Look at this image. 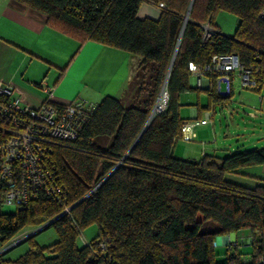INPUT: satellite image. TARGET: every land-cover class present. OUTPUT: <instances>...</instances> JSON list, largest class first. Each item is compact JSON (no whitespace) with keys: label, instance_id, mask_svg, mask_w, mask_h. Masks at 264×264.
Listing matches in <instances>:
<instances>
[{"label":"trees","instance_id":"trees-1","mask_svg":"<svg viewBox=\"0 0 264 264\" xmlns=\"http://www.w3.org/2000/svg\"><path fill=\"white\" fill-rule=\"evenodd\" d=\"M18 1L44 12L49 22L79 39L121 48L140 61L123 95L104 97L78 139L53 150L50 159L67 187L66 202L37 200L15 212L0 211L3 243L27 226L57 218L47 226H54L59 236L50 247L56 255L46 257L44 249L34 247L18 260L0 264H259L264 258V180L247 187L227 175L264 165V146L201 160L175 155L174 146L187 120L179 97L192 89L189 61L205 64L214 53H237L244 62H254L256 51H264V19L259 16L264 0H148L163 3L158 19L139 17L145 0ZM219 9L237 16L236 32L202 44V24L210 20L215 25ZM176 49L166 84L167 107L143 131ZM260 61L264 64V52ZM207 91L209 109L231 100ZM65 204L71 206L69 213H63ZM93 222L99 235L79 248L77 237ZM245 227L251 229L253 261L243 262L246 254L233 249L235 244L225 261L218 262V236Z\"/></svg>","mask_w":264,"mask_h":264},{"label":"crops","instance_id":"crops-1","mask_svg":"<svg viewBox=\"0 0 264 264\" xmlns=\"http://www.w3.org/2000/svg\"><path fill=\"white\" fill-rule=\"evenodd\" d=\"M160 13L159 5L145 0L138 15L140 18L158 19ZM215 25L225 34L219 25ZM139 61V56L121 48L79 39L49 22L44 12L25 3L0 0V80L11 84L24 103L39 107L45 102L47 94L37 86L44 82L55 87L51 100L57 105L69 103L79 95L95 106L106 96L119 98ZM189 85L191 90L206 93L208 105H203L199 99L188 111L189 117L181 116L184 119L204 118L205 111L211 107L208 79L204 80V86L199 87L191 75ZM211 124L198 126L197 137L193 141L177 140L175 155L201 160L204 156L223 158L232 153L227 147L230 144L208 139L211 131L214 134V124ZM258 167L256 170L252 168L253 171L244 169L248 170L249 176L264 180V165ZM223 242L238 245L236 233L226 235ZM242 242L251 243V235L242 237ZM215 244L218 247L220 241L217 239Z\"/></svg>","mask_w":264,"mask_h":264},{"label":"built area","instance_id":"built-area-1","mask_svg":"<svg viewBox=\"0 0 264 264\" xmlns=\"http://www.w3.org/2000/svg\"><path fill=\"white\" fill-rule=\"evenodd\" d=\"M160 6H164L163 3ZM259 16L264 19V8ZM221 33L216 25L207 20L202 24L200 33L202 44H215ZM263 52L258 49L251 63L244 62L237 53H214L205 64L189 61L188 68L199 87L204 86L207 78L209 89L220 97L231 98L236 80L240 89L261 91L264 88V64L260 61ZM37 86L46 92L47 98L41 106L34 107L22 102L11 84L0 80V207L23 209L37 200L66 202L67 187L50 157L55 147H69L78 139L95 108L82 97L63 105L54 104L51 98L55 87L45 82ZM168 100L169 94L165 88L155 104L154 114L164 111ZM214 113L207 111L204 118L185 120L177 140H195L196 128L212 123ZM257 114H260L257 109L249 112L253 117ZM70 210L71 206L65 204L63 213ZM43 225L32 232L16 235L0 250V254L34 235ZM97 242L101 248H106L105 241ZM83 244L90 245L91 242L83 238ZM241 260L250 263L253 258L252 255H241ZM259 264H264V258Z\"/></svg>","mask_w":264,"mask_h":264},{"label":"rangeland","instance_id":"rangeland-1","mask_svg":"<svg viewBox=\"0 0 264 264\" xmlns=\"http://www.w3.org/2000/svg\"><path fill=\"white\" fill-rule=\"evenodd\" d=\"M148 2L150 4H154L150 1ZM213 19L214 23L219 25L225 34L230 36L235 34L238 27V18L234 13L224 9H219L215 12ZM235 86V92L226 106L221 107L216 105L215 108L207 109L205 111V113L207 111L215 112L214 117L212 118V124H214V134L211 131L210 138L208 139H217L220 143L226 142L227 144H230V146L227 147H230L229 149L232 152L253 149L254 147H262L264 146V88H262L261 91H257L255 89H240L238 87V80H236ZM77 97L81 96L79 95L73 97L72 100ZM199 99L202 101L203 105H208V97L204 91L198 92L197 90H190L183 92L180 97V101L182 103L180 108L181 114L184 117H189L190 114H188V111L190 110L192 104H196ZM256 109L260 112V114H257L254 117L250 116L249 112H254ZM210 129L212 128L210 127ZM207 137H209V134L208 136L206 135V138ZM201 139L203 138H198V140ZM179 142L185 141L179 140ZM258 166L260 165H250L239 168L232 173H229L227 175V179L239 185L255 187L258 183H261L262 180L249 176L248 170L244 168H249L250 171H253L252 168L256 170V168H259ZM16 210L17 208L14 206L0 207V211L6 213L15 212ZM41 225L42 224L27 226L17 235H20L23 232H32L40 228ZM99 232L100 228L96 222L84 226L81 231V235L77 237V246L79 248L84 246L83 238L90 242L93 241L99 235ZM235 233L238 240L237 248H233L235 244L231 243L227 245L223 242L225 235L218 236L217 239L220 241V244L216 248V259L218 262L225 261L230 247L235 250H239L246 255L252 254L253 245L251 243L244 244L242 242V237L251 235V229L249 227H245L235 231ZM58 240L59 236L54 226H49L47 228L44 227L39 229L30 239L19 243L0 255V261L7 262L18 260L34 247L44 249V255L46 257H53L56 253L50 249V247L55 245ZM8 243L9 242L3 243L0 241V250L4 249Z\"/></svg>","mask_w":264,"mask_h":264},{"label":"water","instance_id":"water-1","mask_svg":"<svg viewBox=\"0 0 264 264\" xmlns=\"http://www.w3.org/2000/svg\"><path fill=\"white\" fill-rule=\"evenodd\" d=\"M192 3H193V0H192ZM192 3H191V6H192ZM191 6H190V8H189V10H188V12H187V14H186V16H185V20H184V24H183L182 32H181V35H180V37H179L178 44H177V49H178V46H179V44H180L181 37H182L183 31H184V28H185V26H186L187 20H188V18H189V13H190ZM177 49H176L175 54H174V56H173L172 62H171V64H170V67H169V70H168V73H167L166 82H165V84H164L163 90H165V88H166L167 80H168V78H169V75H170V72H171V69H172V66H173L174 60H175V56H176ZM153 116H154V109H153V111H152V113H151V115H150V117H149V119H148V121H147V123H146V125H145V127H144V129H143V131L147 128V126L149 125V123H150L151 119L153 118ZM142 133H143V132H142ZM56 219H57V218H54V219L50 220L49 222L45 223V224L43 225L42 228L47 227L49 224H51L52 222H54ZM42 228H41V229H42Z\"/></svg>","mask_w":264,"mask_h":264}]
</instances>
